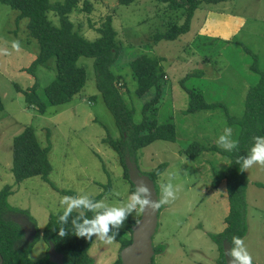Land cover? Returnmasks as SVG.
<instances>
[{
	"label": "rangeland",
	"instance_id": "obj_1",
	"mask_svg": "<svg viewBox=\"0 0 264 264\" xmlns=\"http://www.w3.org/2000/svg\"><path fill=\"white\" fill-rule=\"evenodd\" d=\"M87 1L92 3L91 12L84 10ZM166 7L160 0H137L130 5H119L117 0H81L70 19L86 40L94 42L100 37L97 28L106 17H112L116 41L121 46L113 70L126 84L122 92L127 104L135 109L137 122L142 119L144 104L155 96V89L138 97L129 63L143 54L163 59L168 79L162 83L159 103L150 112L156 114L160 123H174L176 141H153L139 151L137 165L140 172H149L166 163L167 169L156 182L159 196L161 186L170 180L180 185L181 191L173 203L164 205L159 212L153 245H165L166 249L155 254L153 261L218 264L220 251L211 235L224 231L230 204L226 182L216 189L213 182L216 171H225L230 159L210 148L218 147L217 139L226 127L232 129V138L237 141L239 128L228 123L229 114L243 115L247 92L259 80L254 68L264 71V0L203 3L195 12L189 33L175 41L155 43V34L165 32L170 23L182 21L180 12L166 14ZM17 15L9 6L0 4V49L8 53L0 54V96L4 104L0 111V192L6 186L13 187L9 205L19 214L27 211L42 234L50 217L63 211L60 201L67 196L65 192L90 199L103 195L101 200L106 205H116L128 199L132 186L124 176L119 155L103 142L108 134L115 140L121 134L97 88L94 59L80 58L78 63L86 70L87 82L73 101L51 106L44 115L27 107L18 87L28 89L38 82L43 97L44 89L56 76V60L52 58L38 67L37 77L27 73L26 68L39 53V45L28 36V19L18 23ZM49 18L59 26L54 13L50 12ZM197 36L216 41L203 39L196 45ZM17 40L19 51L12 48V42ZM186 88L202 92L208 103H221L227 110L218 106L187 113L190 97ZM29 126L35 129L42 146L50 134L52 171L48 182L33 177L16 184L11 171L13 140ZM192 143L207 150L191 159L184 150ZM246 174L248 231L243 240L253 264H264V166L254 165ZM108 184L111 190L105 193ZM132 215L139 219L142 211ZM48 250V243L40 238L30 254L31 260L42 259ZM121 251L116 240L106 245L94 236L89 256L94 264H112Z\"/></svg>",
	"mask_w": 264,
	"mask_h": 264
},
{
	"label": "trees",
	"instance_id": "obj_2",
	"mask_svg": "<svg viewBox=\"0 0 264 264\" xmlns=\"http://www.w3.org/2000/svg\"><path fill=\"white\" fill-rule=\"evenodd\" d=\"M136 1L117 0L119 5H130ZM160 1L167 6L164 9L166 14L180 12L182 21L181 23H170L169 26L171 27L167 28L165 32L155 34V43L163 40L175 41L189 33L195 12L201 4H219L229 0ZM80 2L81 0L55 2L51 0H0V4L7 5L18 13L16 18L18 23L23 19H28V36L36 40L39 45V53L31 66L26 68L27 73L37 77L38 67L45 66L52 58L56 60V76L44 89L43 97L39 94L38 82L28 89L18 87V90L24 94L27 107L33 108L37 113L44 115L49 107L69 103L81 93L87 82V73L85 68L79 65L78 62L82 57L94 59L97 88L103 97L105 105L112 113L121 134L119 140L113 139L108 134L103 139V142L111 146L119 155L121 165L124 168V176L130 182L132 186L131 193H133L136 187L130 180L126 157L134 158L136 163H138L139 151L153 141H176V126L174 123L171 120L160 123L156 114L153 111L150 112V108L159 103L163 94L162 83L166 82L168 77L161 58L143 54L129 63L132 76L137 84L136 95L143 97L155 89V96L144 104L142 119L137 122L135 120L136 111L127 104L122 92L126 84L121 83L122 77L118 76L113 70L114 63L120 54L121 46L116 41L117 31L113 27L112 17H106L101 26L97 28L100 37L96 41L90 42L75 29V25L70 19V15L79 7ZM84 4L86 12L93 10L91 2L87 1ZM50 12L56 15L59 20V26H55L54 22L49 18ZM203 39L208 40V38L197 36L195 44L197 45ZM208 41L211 43L216 40ZM206 43L205 41L203 42V44ZM254 71L259 76V80L247 92L243 115L234 117L227 111L229 114L228 123L239 128L237 137L238 149L228 152L219 147L210 148L230 159V165L225 171H216V179L213 182L214 189L218 188L222 182H226L230 204L229 214L224 222L226 226L224 231L218 235H211V239L218 245L220 251V256L217 260L218 264H226L224 241H227L232 246L230 241L233 236H239L243 239L248 231L246 222L248 208L246 190L249 180L246 171H240V165L236 163V160L238 156L248 154L254 136H264V71H261L258 67H255ZM186 92L190 97L187 113L223 106L221 103H208L202 92L188 88H186ZM3 109L4 104L0 96V111ZM223 109L227 110L225 106H223ZM51 149L50 134L47 136V144L42 146L37 138L35 129L30 126L14 137L11 171L16 184L33 177H40L48 182V176L52 171L49 161ZM205 150L207 149L199 143H192L184 150V153L189 158L196 159ZM167 167L168 165L163 163L149 172L141 171L142 174L154 181L158 196L159 190L156 182ZM12 189L13 187L6 186L0 192V255L3 258V264H55L49 260L48 253L38 261L31 260L30 254L35 242L40 238H43L49 246L50 243L54 244L56 251L64 255L65 264H94V260L89 256V251L94 244V236L89 241L86 238L71 234L72 219L81 212L84 216L91 218L92 212L84 209L75 210L72 216L69 217V222L66 226L70 232L68 236L61 238L58 235L60 225L57 223L58 217L63 214V211H61L57 215L50 217L47 226L41 234L27 211H20L19 214L9 205L8 199L13 193ZM110 190L111 184H108L104 192L107 193ZM64 194L76 196L71 191ZM102 198L103 195H98L92 199L101 200ZM162 209L163 206L160 208V212ZM15 214L26 217L32 224L37 233L33 242L26 240L22 226L13 219ZM139 219H135L133 215H130L119 230L120 234L117 236L116 242L121 245V249L131 244L132 228ZM53 229H57V231H53ZM165 249V245L154 247L155 254H162ZM114 264H122V262L118 260ZM152 264H154V261H152Z\"/></svg>",
	"mask_w": 264,
	"mask_h": 264
},
{
	"label": "clouds",
	"instance_id": "obj_3",
	"mask_svg": "<svg viewBox=\"0 0 264 264\" xmlns=\"http://www.w3.org/2000/svg\"><path fill=\"white\" fill-rule=\"evenodd\" d=\"M20 42L13 41L12 48L20 50ZM0 54L7 55V51L0 49ZM218 147L232 152L238 149V141L232 138V129L225 128L223 134L217 139ZM236 163L240 165V171L245 172L254 165L264 166V136H254L252 146L247 155L237 157ZM181 191L180 185H174L171 180L161 186V194L157 200L152 199V190L147 182L140 180L136 184L135 191L124 202L116 205H106L103 200H93L88 196H64L60 204L63 206V214L58 217V235L61 238L68 236L69 229L66 227L69 217L75 210L84 209L92 212L91 218L81 212L71 221V234L86 238L91 241L93 236L106 245H111L119 236L124 222L137 210L151 209L158 211L164 205H170L178 198ZM103 209L102 211H98ZM57 231V229H53ZM231 248L226 251L230 257L229 264H253V257L248 251L244 240L239 236H233Z\"/></svg>",
	"mask_w": 264,
	"mask_h": 264
},
{
	"label": "water",
	"instance_id": "obj_4",
	"mask_svg": "<svg viewBox=\"0 0 264 264\" xmlns=\"http://www.w3.org/2000/svg\"><path fill=\"white\" fill-rule=\"evenodd\" d=\"M126 165L129 172V177L131 182L136 187V184L140 180H144L148 183L150 189L152 190V199H158V193L155 187V183L148 176L142 174L138 168L135 160H131L129 156L126 157ZM159 212H153L151 209H145L142 211L140 219L137 221L136 225L132 228V242L130 245L122 249L120 257L123 264H152L153 258L155 256V250L153 245V237L156 234L158 223H159ZM17 219V218H15ZM24 218L18 220L19 225H23ZM26 240L33 242V237L36 233L35 229L29 230L24 229ZM231 246L227 241H224V255L226 264H229L230 257L226 255V251L230 249ZM49 259L53 263L63 264L62 256L57 253L53 243L49 246ZM0 264H3V258L0 255Z\"/></svg>",
	"mask_w": 264,
	"mask_h": 264
},
{
	"label": "flooded vegetation",
	"instance_id": "obj_5",
	"mask_svg": "<svg viewBox=\"0 0 264 264\" xmlns=\"http://www.w3.org/2000/svg\"><path fill=\"white\" fill-rule=\"evenodd\" d=\"M15 218H17V219H15ZM20 218H24V220L22 221V222H23V225H22L23 231H24V229H26V228L29 229V230H32V229L34 230L32 224L30 223L29 220H27L26 217H24V216H13V219H14L16 222H18V220H19ZM18 224H19V223H18ZM24 233H25V232H24ZM36 234H37V233H35V235H36ZM35 235H34V237H33V240H34V238H35ZM121 250H122V249H121ZM48 252H49V250H48ZM57 253H58V252H57ZM58 254H60V255L62 256V263L65 264V257H64V255L61 254V253H58ZM48 256H49V254H48ZM49 260H50V259H49ZM118 260H121V257H120V256H119L118 258H116L112 264L116 263ZM121 262H122V260H121ZM55 264H57V263H55ZM122 264H123V263H122Z\"/></svg>",
	"mask_w": 264,
	"mask_h": 264
}]
</instances>
